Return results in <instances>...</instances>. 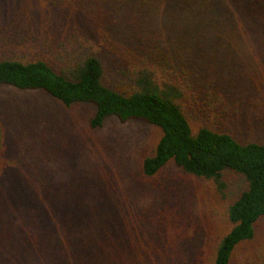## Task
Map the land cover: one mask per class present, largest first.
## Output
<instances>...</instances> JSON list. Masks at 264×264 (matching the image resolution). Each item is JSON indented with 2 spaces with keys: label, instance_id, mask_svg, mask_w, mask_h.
Masks as SVG:
<instances>
[{
  "label": "trees",
  "instance_id": "1",
  "mask_svg": "<svg viewBox=\"0 0 264 264\" xmlns=\"http://www.w3.org/2000/svg\"><path fill=\"white\" fill-rule=\"evenodd\" d=\"M23 3L0 0V84L41 89L67 106L93 104L92 128L111 116L159 127V141L141 160L143 176L155 178L173 163L210 181L227 224L219 228L213 213L212 240L201 252L191 248L200 229L165 198L151 216L113 195H86L87 186L68 187L73 178L52 172L2 178V164L0 264H233L264 217V142L209 126L194 130L187 110L202 94L203 104L220 109L225 96L208 76L256 49L264 52V0H47L55 16L50 25L62 34L54 46L37 43L34 51L26 39L38 37L9 35L21 21L45 24L28 16L32 6ZM118 36L126 38L122 47ZM227 173L245 183L234 201ZM243 262L264 264V247Z\"/></svg>",
  "mask_w": 264,
  "mask_h": 264
},
{
  "label": "rangeland",
  "instance_id": "2",
  "mask_svg": "<svg viewBox=\"0 0 264 264\" xmlns=\"http://www.w3.org/2000/svg\"><path fill=\"white\" fill-rule=\"evenodd\" d=\"M23 1L24 7L32 6L27 10L28 16L45 20V24L42 27L21 21L9 35L38 37L36 41L26 39L27 45L34 43L30 51L36 49L37 43L54 46L62 27L59 30L53 27L54 23L50 25L55 16L50 15L43 3L47 4V0H42L41 4ZM24 21L29 22V19ZM42 35H47V42L42 41ZM118 37L114 42L116 47H122L121 42L126 38ZM51 58L57 60L54 56ZM214 75L208 77L211 81L216 78L225 103L220 109L212 110L202 103L204 94L196 97L192 108L187 110L192 128L209 126L229 131L240 140L264 142V52L256 49L249 59L228 61ZM94 112L95 106L90 103L67 106L41 89L21 90L0 84V166H7L2 178L7 179L8 173L52 172L68 182L73 178L74 182L70 181L68 187L85 185L86 195H113L114 202H133L138 207H146L151 216L158 215L159 209L164 207V200L159 197L165 198L196 225V232L200 229L191 248L204 252L212 240L209 222L213 213L219 228L227 224L223 200L210 181L185 174L173 163L159 176L145 178L141 160L159 141L160 128L141 120L122 122L115 116L109 117L103 126L92 128L90 118ZM227 179L231 183L228 200L234 201L245 183L241 176L233 173H227ZM156 183L165 191L159 192ZM151 191L155 193L150 194ZM170 209L174 208L170 206ZM261 247H264V217L258 224L255 240L243 245L241 257L235 258L233 264H244L247 254L253 255ZM183 252L188 255L191 249H183Z\"/></svg>",
  "mask_w": 264,
  "mask_h": 264
}]
</instances>
